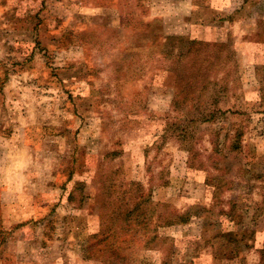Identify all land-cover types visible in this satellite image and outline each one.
<instances>
[{
	"label": "rangeland",
	"instance_id": "rangeland-1",
	"mask_svg": "<svg viewBox=\"0 0 264 264\" xmlns=\"http://www.w3.org/2000/svg\"><path fill=\"white\" fill-rule=\"evenodd\" d=\"M262 249L264 0H0V264Z\"/></svg>",
	"mask_w": 264,
	"mask_h": 264
},
{
	"label": "trees",
	"instance_id": "trees-1",
	"mask_svg": "<svg viewBox=\"0 0 264 264\" xmlns=\"http://www.w3.org/2000/svg\"><path fill=\"white\" fill-rule=\"evenodd\" d=\"M190 43V46L186 49V51L188 52H184L182 53L181 52V49L178 51V55L181 53L180 57L178 60H176L175 64L173 65L172 67V72L174 73V79L175 82L177 81V85L176 87L178 86V94H180L178 100H174L173 104L174 106L175 105H178V103L180 102H183L184 100L187 99V95L190 94V93H193V92H199V89L198 86L200 85L196 79L198 78V73L199 72H203L205 70H202V64H205V63H211V61L215 58L214 56H205V54H203L202 58H200L199 54H197V52L194 53V55H192L193 58H191V52L193 49H200V50H204V49H209L210 47H206L208 46L209 44H205L201 41H198V40H193V41H189ZM188 43V44H189ZM212 47V46H211ZM176 56V58H177ZM195 57H198L197 59L199 61H196ZM179 62V63H178ZM198 62H200V64H198ZM178 63V64H177ZM188 66H196L195 67V71L194 72H197L196 74H192L190 73L189 69L190 67ZM177 72H182L183 73V76H181V78L177 75ZM182 80L180 82V84H178V80ZM181 93H182V96H181ZM183 97V99H181ZM182 100V101H181ZM71 195V194H70ZM177 221H186V214L185 213H178L176 218H175ZM163 264H167L166 262L163 263ZM259 264H264V249H262L260 251V260H259Z\"/></svg>",
	"mask_w": 264,
	"mask_h": 264
}]
</instances>
